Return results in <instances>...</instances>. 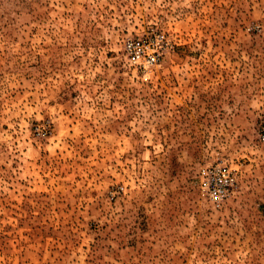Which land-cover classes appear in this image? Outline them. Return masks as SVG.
Listing matches in <instances>:
<instances>
[{
	"label": "rangeland",
	"instance_id": "1",
	"mask_svg": "<svg viewBox=\"0 0 264 264\" xmlns=\"http://www.w3.org/2000/svg\"><path fill=\"white\" fill-rule=\"evenodd\" d=\"M263 120L264 0H0V264H264Z\"/></svg>",
	"mask_w": 264,
	"mask_h": 264
},
{
	"label": "built area",
	"instance_id": "2",
	"mask_svg": "<svg viewBox=\"0 0 264 264\" xmlns=\"http://www.w3.org/2000/svg\"><path fill=\"white\" fill-rule=\"evenodd\" d=\"M149 46V41L145 39H126L122 43V51L129 62L144 67L153 65L157 61V58L152 56ZM259 136L264 142V120ZM198 186L206 200L214 207H218L232 193L235 186V175L232 170L223 165H210L201 170Z\"/></svg>",
	"mask_w": 264,
	"mask_h": 264
}]
</instances>
